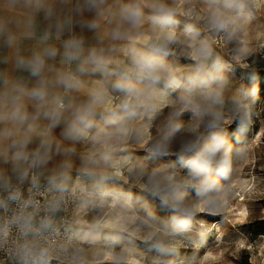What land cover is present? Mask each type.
I'll use <instances>...</instances> for the list:
<instances>
[{"label":"clouds","instance_id":"obj_1","mask_svg":"<svg viewBox=\"0 0 264 264\" xmlns=\"http://www.w3.org/2000/svg\"><path fill=\"white\" fill-rule=\"evenodd\" d=\"M262 148L264 0H0V264L264 259Z\"/></svg>","mask_w":264,"mask_h":264},{"label":"rangeland","instance_id":"obj_2","mask_svg":"<svg viewBox=\"0 0 264 264\" xmlns=\"http://www.w3.org/2000/svg\"><path fill=\"white\" fill-rule=\"evenodd\" d=\"M254 166L258 170H264V148L258 150L257 160ZM237 187L241 189L242 194H244L243 190L245 186L238 184ZM237 206H239V204L234 205V207ZM252 207L255 211L248 217L247 223L241 227V231L248 236L250 240L256 241L264 234V200L256 201ZM210 219L218 221L220 218L216 217ZM231 235L234 236L235 233H231ZM228 238L227 236L225 237L226 240ZM209 244L210 246H214L215 233H213ZM206 264H264V259L246 251L241 252L236 247L227 246L223 250L209 256Z\"/></svg>","mask_w":264,"mask_h":264},{"label":"bare ground","instance_id":"obj_3","mask_svg":"<svg viewBox=\"0 0 264 264\" xmlns=\"http://www.w3.org/2000/svg\"><path fill=\"white\" fill-rule=\"evenodd\" d=\"M240 206V205H239ZM239 206H237L236 208L239 209ZM239 218H242V217H239ZM262 237H264V234L261 235ZM255 241V240H254ZM257 241V240H256ZM263 251V250H262Z\"/></svg>","mask_w":264,"mask_h":264}]
</instances>
